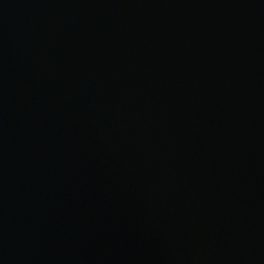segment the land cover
Returning a JSON list of instances; mask_svg holds the SVG:
<instances>
[{
	"label": "water",
	"instance_id": "1",
	"mask_svg": "<svg viewBox=\"0 0 264 264\" xmlns=\"http://www.w3.org/2000/svg\"><path fill=\"white\" fill-rule=\"evenodd\" d=\"M0 264H264V0H0Z\"/></svg>",
	"mask_w": 264,
	"mask_h": 264
}]
</instances>
